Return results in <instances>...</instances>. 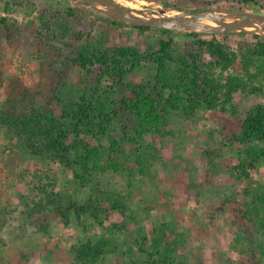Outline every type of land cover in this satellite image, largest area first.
Here are the masks:
<instances>
[{"label":"rangeland","instance_id":"obj_1","mask_svg":"<svg viewBox=\"0 0 264 264\" xmlns=\"http://www.w3.org/2000/svg\"><path fill=\"white\" fill-rule=\"evenodd\" d=\"M115 1L133 16L143 18L189 13L199 7L264 15V0H254L248 5L239 0ZM68 5L78 16L71 19L75 30L88 38L105 37L109 47L155 49L165 37L157 29L140 31L130 25L101 26L95 7L77 0H69ZM41 6L44 8L47 3L42 2ZM54 7L60 8L57 4ZM6 16L24 20L23 15H7L0 4V17ZM220 27L223 26L215 24L204 29ZM67 36L61 45L64 55L58 56L55 66L51 59L37 57L38 49L44 48L42 45L28 39L13 45L0 39V115L8 94L15 92L16 87L33 92L32 98L22 104V111L49 110L60 91L68 92L66 99H69L72 89L80 82L97 78L98 69L89 76L73 66L71 52L78 42L72 34ZM147 73L140 70L135 81L144 80ZM66 83L68 90L64 88ZM260 102L264 100H245L240 111ZM55 110L61 116L60 110ZM171 124L173 135L158 139L149 135L143 141L144 146L152 147L147 150L149 167L145 175H139L136 170L100 172L95 174L97 181L88 185L75 180L73 168L34 156L32 149L24 144L25 139L21 141L25 136L20 137L8 125L0 124V264H147L149 253L154 251L152 244L156 236L152 234L156 232L160 237L162 231L178 244L179 251L172 253V259L178 258L183 264H264V205L247 194L251 180L264 184V167L258 166L252 170L251 178L245 177L237 168L239 156L235 148L223 146L221 133L207 119L205 111L191 120L175 115ZM32 141L37 143L35 137ZM126 145L129 149L132 143ZM43 189L53 192L57 200L68 206L71 201L84 203L96 198V189L114 192L124 200L127 213L114 212L101 204V223L95 219V211H89L80 216L73 212L66 224L50 213L49 208L39 213L34 209V202L39 203L43 198ZM251 192L254 195L256 190ZM35 219L44 224L50 222V228L46 231L32 225ZM113 225L126 226L113 237L117 245L96 263L87 259L79 261L77 249L88 241L96 243L103 230ZM140 233L147 237L142 239ZM140 246L145 251L139 250Z\"/></svg>","mask_w":264,"mask_h":264},{"label":"trees","instance_id":"obj_2","mask_svg":"<svg viewBox=\"0 0 264 264\" xmlns=\"http://www.w3.org/2000/svg\"><path fill=\"white\" fill-rule=\"evenodd\" d=\"M239 1L248 5L254 0ZM42 2L47 6L43 8ZM68 2L0 0L7 15L24 17L23 21L0 17L1 40L14 45L28 39L42 45L44 48L38 49L37 57L51 59L55 66L58 56L64 55L61 50L64 37L72 34L78 42L71 52L73 66L89 76H93L95 69L99 70L95 80L80 82L72 89L69 99H66L68 92L56 94L49 110H21L26 99L32 98L29 88L16 87L15 92L8 94L0 124L8 125L20 137L25 136L21 141L25 139L24 144L32 149L34 156L73 168L75 180L83 185L94 183L95 174L106 171L133 173L136 170L139 175H145L149 167L147 150L152 147L144 146L143 141L149 135L152 139L173 135L171 119L175 115L191 120L205 111L207 119L221 133L223 146L235 148L239 156L237 168L245 177L251 178L252 170L264 167V102L240 111L245 100H264V37L243 32L183 34L160 30L165 37L158 41L155 49L151 46L142 49L109 47L107 38L95 39L91 35L88 38L75 30L71 19L78 16ZM54 4L60 8L56 9ZM208 9L199 7L193 12ZM97 14L101 26H126L108 15ZM132 27L140 31L154 29ZM177 37L183 41H177ZM140 70L148 73L144 80L136 82L135 76ZM64 88L68 90L69 85L64 84ZM55 109L60 110L61 116ZM126 142L132 143L131 148H126ZM250 184L247 194L264 205L263 182L253 179ZM98 189L94 191L96 198L91 197L84 203L71 201L69 206L57 200L53 192L43 189V198L39 203L34 202V209L39 213L49 208L50 213H55L66 224L73 212L80 216L89 211H95V219L100 222L101 204L126 215L121 196ZM255 190L253 195L251 191ZM31 223L46 231L50 228V222L44 224L35 219ZM124 227L105 228L96 243L88 241L77 249V259L96 263L117 245L113 237ZM157 234H152L156 236L152 244L154 251L149 253L147 264H183L171 257L173 252L179 251L173 237L166 231H162L160 237ZM140 237L147 236L140 233ZM139 250L145 251L141 246Z\"/></svg>","mask_w":264,"mask_h":264},{"label":"water","instance_id":"obj_3","mask_svg":"<svg viewBox=\"0 0 264 264\" xmlns=\"http://www.w3.org/2000/svg\"><path fill=\"white\" fill-rule=\"evenodd\" d=\"M95 7V9L105 15L112 17L125 25L148 27L159 30H174L178 32L188 33H201V34H222L227 32H243L257 34L252 32L244 26L249 21H259L264 24V15L250 12H223L207 10L203 12H189L171 14L169 16H149V17H136L133 16L130 11L123 6H120L115 0H81ZM104 6V8H103ZM220 14H227L230 16L239 17L237 24H228L219 18ZM204 21H212L221 24L222 29L213 28L211 30H205Z\"/></svg>","mask_w":264,"mask_h":264},{"label":"bare ground","instance_id":"obj_4","mask_svg":"<svg viewBox=\"0 0 264 264\" xmlns=\"http://www.w3.org/2000/svg\"><path fill=\"white\" fill-rule=\"evenodd\" d=\"M103 8H104V6H103ZM219 18L222 19L224 22H227L228 24H234V25L237 24V22L239 20V17L230 16V15H227V14H220ZM202 24L205 25V27H203V28H206L208 26L215 25V24L222 26L221 24L216 23V22H212V21H204ZM244 28H246V29H248V30H250L252 32L258 33L260 35H264V24L262 22L249 21V22L246 23ZM216 29H222V27L216 28Z\"/></svg>","mask_w":264,"mask_h":264}]
</instances>
